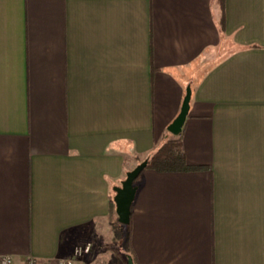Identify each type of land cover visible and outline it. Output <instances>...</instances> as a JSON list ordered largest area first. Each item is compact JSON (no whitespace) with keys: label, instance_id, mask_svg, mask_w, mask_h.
Listing matches in <instances>:
<instances>
[{"label":"crops","instance_id":"crops-1","mask_svg":"<svg viewBox=\"0 0 264 264\" xmlns=\"http://www.w3.org/2000/svg\"><path fill=\"white\" fill-rule=\"evenodd\" d=\"M188 88L184 150L207 168L144 170L127 249L264 264V0H0V255L49 264L89 243L75 264H107L114 187Z\"/></svg>","mask_w":264,"mask_h":264},{"label":"trees","instance_id":"trees-1","mask_svg":"<svg viewBox=\"0 0 264 264\" xmlns=\"http://www.w3.org/2000/svg\"><path fill=\"white\" fill-rule=\"evenodd\" d=\"M148 160L147 166L145 169H153L158 172H192V171H199L206 169L207 166L204 165H194L188 162L184 145H183V138L182 132L175 135L172 134L170 131L166 133L164 139L160 145H158L154 151L147 156ZM144 169V170H145ZM138 176L135 180L134 184L138 185L142 174ZM110 203L112 207L115 208L114 196L110 197ZM121 229L123 230V239L127 240L128 234L131 233L132 230V214L131 220L129 224H121L119 223ZM131 254L135 264L137 263L136 257L133 253V249H130L127 252V255Z\"/></svg>","mask_w":264,"mask_h":264},{"label":"water","instance_id":"water-1","mask_svg":"<svg viewBox=\"0 0 264 264\" xmlns=\"http://www.w3.org/2000/svg\"><path fill=\"white\" fill-rule=\"evenodd\" d=\"M192 97V89L188 88L183 100L182 108L178 116L168 126V130L172 134L182 132L184 123L189 113L190 101ZM148 160L141 161L136 167L127 172L126 178L121 182V185L114 187V202L116 205V213L121 224H129L131 220L132 207L136 198L139 186L134 182L147 166ZM128 264H135L131 254L127 255Z\"/></svg>","mask_w":264,"mask_h":264},{"label":"built area","instance_id":"built-area-1","mask_svg":"<svg viewBox=\"0 0 264 264\" xmlns=\"http://www.w3.org/2000/svg\"><path fill=\"white\" fill-rule=\"evenodd\" d=\"M91 249H92V245L89 243L78 245L74 248L72 256L58 257L49 264H75L77 258L90 253ZM0 264H16V261L13 255L10 254L0 255ZM25 264H47V263H41L40 261L37 260L36 257L30 256L26 259Z\"/></svg>","mask_w":264,"mask_h":264},{"label":"rangeland","instance_id":"rangeland-1","mask_svg":"<svg viewBox=\"0 0 264 264\" xmlns=\"http://www.w3.org/2000/svg\"><path fill=\"white\" fill-rule=\"evenodd\" d=\"M115 209H116V205H115ZM117 218H118V215H117ZM116 232H117L116 235L119 236L120 235L119 231L116 230ZM119 252H122L123 255L119 254ZM127 252H128L127 241L122 240V238L121 239L116 238L115 243H114V251H110L107 254L105 260H102V261H105L104 263H107V264H126L127 263Z\"/></svg>","mask_w":264,"mask_h":264}]
</instances>
